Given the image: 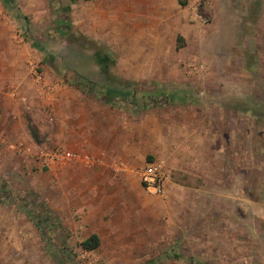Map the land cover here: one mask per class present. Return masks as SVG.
<instances>
[{
	"label": "rangeland",
	"instance_id": "obj_1",
	"mask_svg": "<svg viewBox=\"0 0 264 264\" xmlns=\"http://www.w3.org/2000/svg\"><path fill=\"white\" fill-rule=\"evenodd\" d=\"M194 3H199L205 22L195 16ZM263 29L264 0H0V264H210L200 251L199 210L186 215L188 222H196L191 229L184 224L181 203L175 210L176 223L168 225L170 198L144 186L147 192L136 189L128 198L138 205H125L124 200L114 210L116 217H103L105 225L99 228L106 233L100 249H83L80 237L71 238L64 229L56 214L58 205L67 210L72 202H83L76 200L78 195L98 204L104 197L98 190L89 192L90 179L82 182L65 175L59 185V171L94 167L83 162L48 167L40 159L42 152L70 150L57 143L63 91H78L83 104L95 103V96L77 86L81 77L99 93L137 91V108L149 103L146 94L167 89L179 92L176 105L198 109L210 152L224 170L239 175L232 179L234 198L226 202L225 214H231L227 218L235 232L242 226L250 233L257 228L258 259L264 264ZM97 51L112 56L111 74L117 80L102 72ZM189 60L204 64V70L192 72ZM22 128L28 134L30 165L22 157ZM111 169L120 171L113 164ZM132 175L140 180L137 171ZM224 178L232 184L230 176ZM154 199L163 226L152 234L143 232L147 239L141 241L131 235L138 222L147 221V209L140 203ZM112 219L115 225H107ZM37 221L45 227L41 237L21 228ZM184 231L192 236L191 242L185 241ZM254 240L247 239L246 252L255 246Z\"/></svg>",
	"mask_w": 264,
	"mask_h": 264
},
{
	"label": "crops",
	"instance_id": "obj_2",
	"mask_svg": "<svg viewBox=\"0 0 264 264\" xmlns=\"http://www.w3.org/2000/svg\"><path fill=\"white\" fill-rule=\"evenodd\" d=\"M183 26L187 29V24L184 23ZM111 73H113L112 66L108 76L113 75V79L117 80L114 74ZM105 76L107 75L105 74ZM9 83H12V81L10 80ZM134 85L137 87L138 83L135 82ZM69 90H64L59 98L61 99L59 102L61 106L57 114L60 123L57 124V143L71 151L87 153L95 159V162L91 165L94 168L88 171L72 169L74 171H69L68 174H66V171H59L57 175L60 179L59 185L63 183L65 175H67V178L82 182H84L83 178L90 179L89 192L93 194L98 190L104 196L100 197L101 202L98 204L97 201L94 202L95 200H89L88 196L82 197L77 194L76 200L80 197L81 200L83 199L82 203L72 202L67 210H64V204L57 206V213H55L67 233L72 235L71 238L79 236L82 242L91 234L96 233L100 238V245L97 249H100L106 233V230L99 228L100 224L105 225L103 217L109 214L111 218L116 217L117 213L114 210L118 208L119 204L124 203V200H127L125 205H138L135 201H129L128 198L136 189L142 192L146 191L139 179V181L134 180L133 171L135 172L136 169L143 166L147 160L163 159L171 171V179L167 183L165 196L168 199L170 198L173 211L170 218L167 219V224L174 225L176 223L175 210L182 203L184 224L188 225L189 223L192 229L196 222L192 219L188 222L186 215L192 211L197 213L196 210L198 209L201 215V226H203L200 237V251H202L204 257L210 260V264H260L258 258L261 256L259 253L261 243L258 244V241H256L259 239L256 236L259 233L256 234L255 232L257 228L254 226L250 233V229H245L242 226L243 230L240 229L235 232L233 229L235 224L233 225L227 218L231 214H225L226 202L234 198L232 195L234 193L232 179H234V176L238 178V172L234 175L232 170H224L222 165L218 164L216 154L210 152L209 145L211 143L206 134V124L202 122L203 120L200 118L197 108L193 111L191 105H176L177 102L137 108L139 105L129 103L130 100L127 101L128 103H124L125 98L138 97L137 91L132 89L131 92H126L128 89H121V93L117 91L104 92L106 94L110 93L114 101L106 100L91 93L96 98H94L95 103L92 104L93 100H91L89 104H83V99L78 98L79 92ZM166 90L159 89L158 92L152 94L180 96L179 92L168 93ZM21 131H23L21 134L23 141H26L23 145L22 157L25 163L30 165L32 161L27 155L28 134L25 128H22ZM115 162L123 163L124 167L120 171L112 170L111 165ZM224 176L228 177L227 179L230 176L232 184L229 185ZM180 177L182 183L179 180ZM177 180L179 181L177 182ZM103 182L108 186H102ZM96 183L101 184V186L96 187ZM57 184L58 180L56 186ZM73 193L72 190V196H74ZM61 199L63 200V198ZM149 204L155 205V207L150 208ZM140 205L145 206L147 209V221L138 222V230L136 228V232L131 235L145 241L147 237L144 236L143 232L152 234L153 231H159V226H163V224H161L158 216V205L155 199L150 203L141 202ZM244 205L245 207L249 206V201L245 200ZM70 209L73 211L71 216L67 214ZM99 209L103 210L98 215ZM107 210H113V212L107 213ZM222 221L229 224L222 225ZM109 224L114 226V220L107 222V225ZM34 225L29 222L21 228H25L31 236L40 235L41 237V231ZM142 225L150 228H145ZM213 225H215L216 230L212 229L211 226ZM17 227L14 226V236H18L15 232L18 229ZM113 232L116 233L114 230ZM184 232L185 241L191 242L192 236L188 235L187 231ZM240 233L245 234L246 237H243ZM253 237L256 244L246 252V241L247 239H254ZM115 238L116 235L113 239ZM225 251H228L226 255L230 257L229 259L223 255ZM170 256V253H168L166 258ZM177 256L178 254H173V258Z\"/></svg>",
	"mask_w": 264,
	"mask_h": 264
},
{
	"label": "built area",
	"instance_id": "obj_3",
	"mask_svg": "<svg viewBox=\"0 0 264 264\" xmlns=\"http://www.w3.org/2000/svg\"><path fill=\"white\" fill-rule=\"evenodd\" d=\"M199 3H194L192 10L196 17L202 22L205 19L198 13ZM189 69L194 73H201L204 70V64L189 60ZM41 163L43 166L48 167H60L62 165L83 162L87 165H93L95 159L89 154H80L70 150L55 149L51 151L42 152L40 155ZM116 169L121 170L124 164L121 162L113 163ZM137 174L141 180L143 186L150 192L165 196L167 193V183L171 179L170 168L166 165L163 159H152L146 161V163L138 168Z\"/></svg>",
	"mask_w": 264,
	"mask_h": 264
},
{
	"label": "trees",
	"instance_id": "obj_4",
	"mask_svg": "<svg viewBox=\"0 0 264 264\" xmlns=\"http://www.w3.org/2000/svg\"><path fill=\"white\" fill-rule=\"evenodd\" d=\"M62 21H66L64 26L69 25V23H67V19H63ZM96 58H97V63L100 66V68L102 69V71L105 72V74L107 76L110 75L111 64L113 61L112 56L108 52L97 51L96 52ZM81 81L82 82H80L79 84L77 83V86L80 85L79 87L81 89H83L85 92L93 93V94L101 96L104 99L109 100V101H114V99L110 93H108V94H106L104 92L99 93L96 90L93 83H91L88 79L81 77ZM145 97H147V98L149 97L148 98L149 103L145 104L144 106H148V105L157 106V105H164V104H169V103L171 104L175 101V98L173 95H166V94H156V95L155 94H148ZM128 100H130L131 103H135V101L137 100V97L136 96H130ZM35 225L40 229V231H43L44 233H46L45 227L41 226L38 221L35 223ZM99 245H100V238H99L98 234H96V233L91 234L88 238H86L85 240H83L81 242V246L85 250H95L99 247ZM175 258H177V257H175ZM147 264H151V261L148 262Z\"/></svg>",
	"mask_w": 264,
	"mask_h": 264
}]
</instances>
